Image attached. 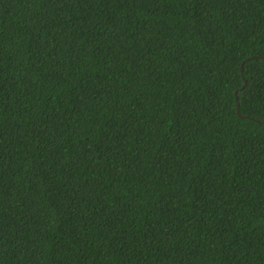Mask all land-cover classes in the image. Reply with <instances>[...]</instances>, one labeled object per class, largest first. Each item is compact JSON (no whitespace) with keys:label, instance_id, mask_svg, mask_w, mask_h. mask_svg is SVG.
Segmentation results:
<instances>
[{"label":"trees","instance_id":"1","mask_svg":"<svg viewBox=\"0 0 264 264\" xmlns=\"http://www.w3.org/2000/svg\"><path fill=\"white\" fill-rule=\"evenodd\" d=\"M253 56L264 0H0V264H264Z\"/></svg>","mask_w":264,"mask_h":264},{"label":"water","instance_id":"2","mask_svg":"<svg viewBox=\"0 0 264 264\" xmlns=\"http://www.w3.org/2000/svg\"><path fill=\"white\" fill-rule=\"evenodd\" d=\"M251 58H264V57H261V56H253ZM237 110H238V113L240 114V116H242L241 111H240V104H238ZM242 117H244V116H242Z\"/></svg>","mask_w":264,"mask_h":264}]
</instances>
